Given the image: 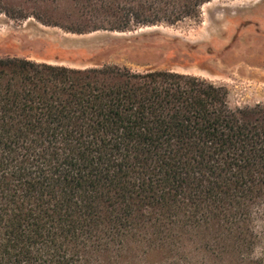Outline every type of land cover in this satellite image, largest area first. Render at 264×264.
<instances>
[{
  "label": "trees",
  "instance_id": "obj_1",
  "mask_svg": "<svg viewBox=\"0 0 264 264\" xmlns=\"http://www.w3.org/2000/svg\"><path fill=\"white\" fill-rule=\"evenodd\" d=\"M209 1L0 0V17L123 32ZM228 95L169 68L0 56V264H264V104Z\"/></svg>",
  "mask_w": 264,
  "mask_h": 264
},
{
  "label": "rangeland",
  "instance_id": "obj_2",
  "mask_svg": "<svg viewBox=\"0 0 264 264\" xmlns=\"http://www.w3.org/2000/svg\"><path fill=\"white\" fill-rule=\"evenodd\" d=\"M201 12L199 20L174 25L89 33L68 32L34 18L15 23L0 17V56L78 68H169L226 86L231 107L264 104V0H211Z\"/></svg>",
  "mask_w": 264,
  "mask_h": 264
}]
</instances>
